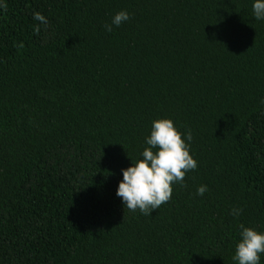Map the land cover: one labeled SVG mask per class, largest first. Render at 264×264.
Segmentation results:
<instances>
[{
    "label": "trees",
    "instance_id": "trees-1",
    "mask_svg": "<svg viewBox=\"0 0 264 264\" xmlns=\"http://www.w3.org/2000/svg\"><path fill=\"white\" fill-rule=\"evenodd\" d=\"M252 4L2 0L0 264H236L240 225L264 231ZM34 12L49 21L39 31ZM159 118L191 132L198 167L145 215L116 192Z\"/></svg>",
    "mask_w": 264,
    "mask_h": 264
},
{
    "label": "clouds",
    "instance_id": "clouds-1",
    "mask_svg": "<svg viewBox=\"0 0 264 264\" xmlns=\"http://www.w3.org/2000/svg\"><path fill=\"white\" fill-rule=\"evenodd\" d=\"M252 12L256 20H264V0H253ZM33 19L39 22L37 31L41 25L49 24L40 12H34ZM129 19L130 14L122 10L112 17L105 29L111 32L114 26L119 27ZM191 140V132H180L172 119L159 118L152 122L150 134L146 137L148 147L130 167L122 169L123 179L116 195L126 209L152 215L172 198L173 185L182 183L186 173L198 167V162L190 154L188 142ZM206 191L207 186L201 185L197 195L203 196ZM241 212L242 209L234 208L232 215L238 217ZM262 256L264 231L241 224L233 260L236 264H261Z\"/></svg>",
    "mask_w": 264,
    "mask_h": 264
}]
</instances>
